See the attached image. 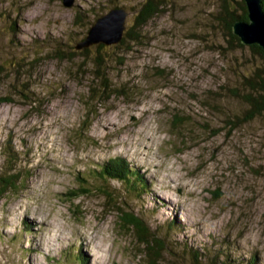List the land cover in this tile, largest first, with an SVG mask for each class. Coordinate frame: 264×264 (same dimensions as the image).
<instances>
[{
	"label": "rangeland",
	"instance_id": "1",
	"mask_svg": "<svg viewBox=\"0 0 264 264\" xmlns=\"http://www.w3.org/2000/svg\"><path fill=\"white\" fill-rule=\"evenodd\" d=\"M157 2L101 49L104 87L95 48L72 47L112 8L124 36L143 0H0V178L20 181L0 200V264H87V244L88 264H145L126 212L161 239L156 264H264V113L239 121L233 94L258 57L226 42L219 0ZM115 157L145 184L105 183Z\"/></svg>",
	"mask_w": 264,
	"mask_h": 264
},
{
	"label": "trees",
	"instance_id": "2",
	"mask_svg": "<svg viewBox=\"0 0 264 264\" xmlns=\"http://www.w3.org/2000/svg\"><path fill=\"white\" fill-rule=\"evenodd\" d=\"M161 7L162 5L160 2H157V0H143V3L133 15L132 26L129 28V30H125L123 39L117 45H122L127 38H131L130 34L134 31V29L140 28L143 24H145L161 9ZM261 7L264 12V0H261ZM216 13L218 15L216 18L218 19L219 24L222 26L224 31L226 42L229 43L233 48H244L245 45H242L239 39L232 33V24L234 21L247 20V12L244 0H219L218 11ZM77 15L78 14H76V17L79 19V16ZM97 16H99V14L95 15L94 20L97 18ZM92 21L91 19L87 21V25L90 26ZM87 25H83L82 27ZM84 37L80 38L76 44L82 41ZM75 45L72 47L73 50L71 52L73 54H80L82 56L87 55L91 48H95L96 54L95 59L93 60L95 67L94 71H96L95 75L99 76L104 81V87H107V73L105 69L106 60L103 58V54L101 53V49L104 50L106 47L102 44H97L93 45L94 47L91 46L89 48L76 49ZM247 49L253 55L258 57V66H256L251 75L242 76L243 80L241 81V86L245 91H243L241 94L240 92L233 93L234 96H236L246 105L245 112L241 115V117L237 118L239 121L253 119L255 116L264 113V50H262L257 45H249L247 46ZM177 117L178 120L181 119L179 116ZM98 169L101 173H104V175H101L96 172L105 183L108 182V179L115 180L120 183L125 182L127 186H130V188L135 185L137 186V184L140 185L139 187L145 184L142 174L139 175V173H134V170L131 169L128 162L121 157H115L105 161ZM19 182L18 175H15L14 173L5 174V176L0 178V200L6 193H9L11 190L15 191ZM128 182L130 184H128ZM83 191L86 190H81L79 194L82 195ZM75 194L77 193H72V195ZM105 194L107 195V193ZM121 220L122 222L124 221L125 223L127 222L130 224L137 231L139 240L145 242L146 256L149 259L145 264L158 263V260H160L159 255L163 248L161 239H158L157 237H151L155 243L154 245H156V249H154L153 244L149 245L147 234L150 236L151 234L148 232V228L145 227L142 220L134 215L133 212L123 213V215H121ZM174 222L175 220L171 221V225H174ZM154 250L156 251L154 252ZM193 257L197 258V255L193 253Z\"/></svg>",
	"mask_w": 264,
	"mask_h": 264
},
{
	"label": "water",
	"instance_id": "3",
	"mask_svg": "<svg viewBox=\"0 0 264 264\" xmlns=\"http://www.w3.org/2000/svg\"><path fill=\"white\" fill-rule=\"evenodd\" d=\"M64 7H72L73 0H60ZM247 20H236L232 33L245 46L257 45L264 50V12L261 0H244ZM127 12L122 8H112L98 16L86 31L84 39L75 45L76 49L103 44L114 46L122 40Z\"/></svg>",
	"mask_w": 264,
	"mask_h": 264
},
{
	"label": "bare ground",
	"instance_id": "4",
	"mask_svg": "<svg viewBox=\"0 0 264 264\" xmlns=\"http://www.w3.org/2000/svg\"><path fill=\"white\" fill-rule=\"evenodd\" d=\"M99 174H101V175H104V173H101L100 171L98 172ZM167 202H170V201H167ZM42 217V216H41ZM40 216H38L37 217V219L39 220L40 218H41ZM26 217H24V219H25ZM44 218V217H43ZM26 224H24V227L28 230V229H30L31 228V226L33 225L32 224V222H30L27 218H26ZM52 224H53V228H56V230L55 231H61V228L57 225H55V223L53 222V221H50ZM37 225L39 226V230L43 233V232H46V233H52L53 234V229L51 228V231L50 232H48V231H44V230H41V224L38 222L37 223ZM39 230L37 229V231L39 232ZM70 238V237H69ZM102 239V238H101ZM100 239V240H101ZM68 240V239H67ZM103 240V239H102ZM69 243H71L70 245L72 246L73 245V247H77V249L79 250V248L82 250V251H84V248H83V244H78V240L75 238V237H72V239L69 241ZM38 246V245H37ZM87 246H88V251H86L85 252V254L83 255V257L85 258V261L87 262V264H88V261H89V259L91 258V249H92V246H91V244H87ZM102 247L104 246V244H103V242H102V245H101ZM79 247V248H78ZM85 247V246H84Z\"/></svg>",
	"mask_w": 264,
	"mask_h": 264
},
{
	"label": "clouds",
	"instance_id": "5",
	"mask_svg": "<svg viewBox=\"0 0 264 264\" xmlns=\"http://www.w3.org/2000/svg\"><path fill=\"white\" fill-rule=\"evenodd\" d=\"M98 17V16H97ZM94 21V20H93ZM93 21H92V23H93ZM86 35V34H85Z\"/></svg>",
	"mask_w": 264,
	"mask_h": 264
}]
</instances>
